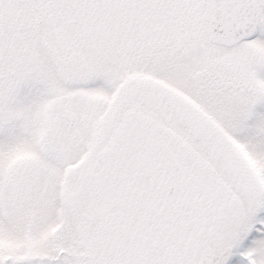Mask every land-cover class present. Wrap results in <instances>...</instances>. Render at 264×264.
<instances>
[{"label": "snow or ice", "instance_id": "snow-or-ice-1", "mask_svg": "<svg viewBox=\"0 0 264 264\" xmlns=\"http://www.w3.org/2000/svg\"><path fill=\"white\" fill-rule=\"evenodd\" d=\"M0 264H264V0H0Z\"/></svg>", "mask_w": 264, "mask_h": 264}]
</instances>
